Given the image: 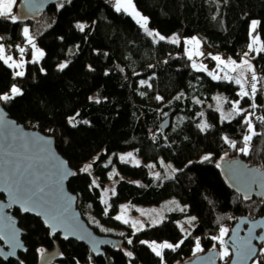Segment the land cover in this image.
<instances>
[{"label":"trees","instance_id":"16d2710c","mask_svg":"<svg viewBox=\"0 0 264 264\" xmlns=\"http://www.w3.org/2000/svg\"><path fill=\"white\" fill-rule=\"evenodd\" d=\"M107 2L66 0L63 7L50 6L38 18L26 20L18 15L17 0L12 13L17 22L0 18V40L10 55L20 58L17 46L26 44L25 25L46 52L40 62L26 64L23 77H14L15 69L0 61V94H10L12 85L22 91L9 102L0 101V109L26 128L54 138L56 149L77 173L68 189L77 197L83 219L98 236L114 242L94 254L85 244L51 237L39 219L15 209L13 215L25 233L26 253L13 264H40L42 257L43 264H190L208 252L220 251V242L213 238L219 237L221 227L231 225L227 240L240 218L264 216V202L231 190L220 168L223 160L240 158L264 172V123L257 119L264 117V93L259 92L256 113L250 116L261 134L253 136L244 155L239 151L247 134L243 116L222 121L210 106L218 93L239 99L238 87L193 69L185 45V39L197 37L208 58L214 54L240 61L252 42L253 20L260 22L257 34L264 43V0H133L147 18L148 29L164 36L163 41L149 36L135 19L116 12ZM79 23L86 25L83 32L76 27ZM171 36L180 42H168ZM249 55L264 84V53ZM64 61L67 67L60 70ZM156 96L163 99L157 101ZM76 113L73 127L68 119ZM166 120L169 129L162 131ZM205 122L209 127L201 131L197 125ZM225 137L235 142V149ZM128 151L138 152L143 164L117 159L118 153ZM204 154L210 160L203 161ZM109 157L122 178L105 213L100 187L108 182L110 167L104 162ZM89 163L93 171H81ZM149 165L158 167L159 178ZM94 175L100 180L98 187L93 186ZM172 199L181 207L141 231L134 232L115 219L124 203L159 206ZM190 217L195 220L186 237L179 224ZM181 240L174 251L164 249L163 260L147 243H140L176 245ZM263 246L258 264H264ZM230 260L231 252L219 256L221 264ZM0 264L7 263L0 258Z\"/></svg>","mask_w":264,"mask_h":264},{"label":"water","instance_id":"95a60500","mask_svg":"<svg viewBox=\"0 0 264 264\" xmlns=\"http://www.w3.org/2000/svg\"><path fill=\"white\" fill-rule=\"evenodd\" d=\"M66 0H20L18 6V15L26 20L36 19L44 13L48 7L53 5H61ZM7 125L11 126V130L18 139L13 142L8 138V129L0 126V172H3L9 163H18L25 174L31 179L40 178V182H47L50 190V199L56 200L60 193L63 194L62 205L66 207V215L70 221L76 226L75 231L69 227L60 226L55 234L52 229L45 224V217L36 215L35 211L25 212L18 203H11V197L7 191L3 179H0V195L4 198L0 200V258L7 264H13V261L19 260L20 254L26 253V247L23 241L24 231L19 227L18 218L13 215L14 210L20 211L21 215H29L39 219L44 227L50 232L51 237L60 235L63 241H75L88 246L94 254H98L104 247L114 243L110 239L98 236L94 230L89 227L83 219L77 208V197L68 189V183L73 176H69L62 181V185L58 187L57 166L61 163L67 170L73 171L67 160L58 152L53 137L40 132L39 130L26 128L17 121L11 119L7 112L0 109ZM162 131L169 129V120L161 125ZM42 137L44 140H50L47 145V154L40 151L39 144L31 142L36 138ZM29 142V151L25 152L20 145ZM11 145V146H10ZM221 174L230 187L242 198H257L264 202V172L257 167H250L240 158L234 160H223L221 164ZM258 170V171H256ZM249 171L255 172L256 183L248 187V183L252 177L248 176ZM251 233V246L255 249V255L247 257L245 255V242L249 241ZM67 235L68 239H64ZM236 241V244H233ZM13 244L17 247L13 249ZM264 244V216L255 220L242 217L234 225L230 236L227 239V247L231 250V260L228 264H252L257 260L260 253V247ZM14 250V255H9ZM219 251H211L198 257L196 261L190 264H221L219 262ZM51 257L47 258L49 261ZM45 259L41 258V263ZM46 262V261H44Z\"/></svg>","mask_w":264,"mask_h":264},{"label":"snow or ice","instance_id":"6c2138e0","mask_svg":"<svg viewBox=\"0 0 264 264\" xmlns=\"http://www.w3.org/2000/svg\"><path fill=\"white\" fill-rule=\"evenodd\" d=\"M16 3V0H0V18L4 19H10L12 23L17 22V16L12 15V7ZM63 7V4L60 5ZM114 7L116 12H124L129 16H132L134 19H136V22L140 24L142 28H144L145 32L149 36L158 37L159 40L163 41L165 40V37L162 35H159V33H154L148 30L147 24L148 20L147 18L143 17L135 7V4L133 3V0H115ZM259 21L253 20L251 22L250 28L251 32L250 35H252V42L248 45V51L244 53V57H248L249 53L255 52L257 54L264 53V43L260 41V37L258 35H253L257 32V28L259 27ZM76 27L83 32L85 30L86 25L84 24H77ZM23 36L27 40V43L31 46L32 49V60L31 63H38L41 58L44 56V52L41 51L39 48L36 47V44L34 42L33 37L29 33V28L24 27L23 28ZM170 43H177V39L174 37L170 41ZM186 44L194 45L195 49L188 51L187 56L189 60L193 59V55H203V53H200L198 51L200 42L195 39H190L185 41ZM17 50L20 53V59L19 61H16L13 59L11 55H7L5 52V48L2 44H0V61H2L5 65H7L9 68L13 69H19L14 72V77H23L24 71L22 70L24 68V53L25 48L17 46ZM213 60L217 62V69L219 71H224L223 77L219 75H215L213 73H209V75L212 76L214 80L224 79L229 82H235L240 86V91L238 93V96L243 99L245 97H248L249 99L253 100L252 108L255 109L257 105L254 103L255 97L257 94V83L259 82V78L255 73L254 66L250 63L249 59L244 58L241 60V62L237 63V61L229 58L227 61L222 59L220 56H213ZM67 67V64H61L59 65L60 70H63ZM193 69L196 71H206V67L204 65H197L196 63L192 64ZM43 71V69H41ZM229 73H236L235 76L229 75ZM145 82L141 81V84L143 85ZM247 86V87H246ZM22 95L21 90L16 86L12 85L10 89V94H0V101L3 102H9L12 99H14L16 96ZM141 95H144L141 93ZM183 95V94H181ZM163 98L160 96H156L157 101H161ZM179 99V97H177ZM218 101L220 98H216ZM99 103V101H96ZM199 103V101H197ZM217 110H219V105ZM248 110L241 109L239 101H236L232 105V112L228 114L229 117H233V114L235 115H244L245 112ZM79 113H76L75 116L69 117L68 123L71 124L73 127L76 126V116H78ZM201 116H203V113H200ZM251 115H254L253 113H249L248 116H244L243 123L247 125V134L243 137V143L244 147L240 148L239 151L243 153L244 155H247L249 152V142L252 140L253 136L260 135L261 133H257L255 131V128L253 126L252 120L249 118ZM222 118L224 117L222 113ZM257 119L260 120L261 123H264V117H258ZM83 123L87 124L88 121H83ZM0 126H4L8 129V138L15 142L18 137L15 135V133L11 130V126L7 125L3 114L0 113ZM197 127L200 128L201 131H205L209 125L205 123L198 124ZM51 131V130H50ZM225 142L230 145L232 148H236V144L233 141H229L227 137L224 138ZM32 144H39L40 151L42 153L47 154L48 149L47 145L51 143L50 140H44L42 137L36 138L31 142ZM11 146V145H10ZM20 147L25 151H29V142L25 141L23 142ZM129 158H132V153H128L127 157L121 156L120 160L122 162H127ZM210 160V156L206 155L203 157V161ZM136 165H139V162H136ZM107 166V165H105ZM92 165L88 164L85 165L81 171L85 173L90 174V169ZM149 167H154V165H149ZM169 167H171L169 165ZM219 167V165H217ZM258 171V170H256ZM26 170L22 169L18 163H9L6 165V168L3 172H0V179H3L6 187L3 189L4 191H7L9 196L11 197V203H18L21 205L22 209L25 212L28 211H35L36 215H42L45 217V224L49 226L52 229V234L54 235L57 228L60 226L69 227L73 231H75L76 226L70 221L69 217L66 215V207H64L61 203L63 200V194L60 193L56 200L50 199V190L49 185L45 181L43 183L40 182V178L31 179L28 175L25 174ZM77 175L76 172L67 170L63 167V164L57 166V176H58V187L62 185V181L66 179L69 176H75ZM118 175L113 171V173L110 174L109 178H112V176ZM248 176L252 177L250 182L248 183V187L251 188L252 183H256L255 180V172L249 171ZM156 178H159V174H156ZM93 186L98 187L96 185L95 180H93ZM112 194L115 195V190H112ZM105 195H107V192H105ZM103 203L107 204V200L105 199ZM105 213H107V209L105 210ZM116 220H120L125 224L130 223V221L126 218H124L123 215H117L115 217ZM195 217H192L191 221H194ZM156 222L153 221V224ZM133 228H137L136 223H132ZM143 226L141 225L140 228L137 230H142ZM228 229L221 227L220 228V235L219 237H214L213 239H218L221 246L224 245V236L227 234ZM135 234V233H134ZM123 235V233H121ZM250 239L249 241L245 242V255L247 257H251L255 255V249L251 246V233L249 234ZM64 239H68V236L65 235ZM128 243L131 244L132 240L129 239ZM140 243L144 244L147 243L145 241H141ZM183 241L181 240L176 245L170 244V243H163V244H156L155 242H152L148 244V247L151 248V250L155 253L156 256L160 257L161 260H163L162 251L163 249H172L173 251L182 244ZM233 244H236V241H233ZM17 247L16 244H13V249ZM41 254H43V250L41 249ZM196 252L201 251L200 248V242L199 240L196 241ZM14 250L9 253V255H14ZM129 257H131L132 253H126ZM195 255V252H194ZM229 255L228 249L226 247L223 248V251L221 252L222 257H227ZM261 255H264V251L261 252Z\"/></svg>","mask_w":264,"mask_h":264},{"label":"rangeland","instance_id":"374dc122","mask_svg":"<svg viewBox=\"0 0 264 264\" xmlns=\"http://www.w3.org/2000/svg\"><path fill=\"white\" fill-rule=\"evenodd\" d=\"M16 2H17V0H16ZM15 6H16V3L12 7V13L15 12ZM135 21H136V19H135ZM79 24H84V23H79ZM24 27L29 28L28 25H25ZM149 31H151V30H149ZM250 32H251V28H250ZM29 33H30V29H29ZM253 35H258V34L256 32ZM250 36H251V40H252V35H250ZM174 37L177 39L178 42H180V40L178 39L177 36H171V37H169L167 39V41L169 42ZM190 39H195V40H198L199 41V39L197 37L188 38V39H185V41L190 40ZM34 42L36 44V47L39 48L41 51H43L44 52V55H45V53H46L45 50L43 48H41V46H39L38 43L35 40H34ZM0 44H2L1 43V40H0ZM185 45L187 47V49H186L187 52L195 49V46L194 45H189V44H186V43H185ZM20 47L25 48V53H30V52L32 53L31 46L27 43V40H26V44L25 45H22ZM4 48H5L6 54L7 55H10L9 54L8 47L5 46ZM198 51L200 53H203V55H193V62L196 63L198 66L199 65H204L206 67V71H204V72L207 73L208 75L211 72V73H213L215 75H219V76L223 77L224 72H226L227 70L225 69L224 71H219L217 69V62L216 61L211 66L208 63H206V62H210V61L209 60H205L204 56H206V59H208V57L206 55L207 53L204 52L203 49L201 48V43L199 45ZM25 53H24V61H25L24 68H25L26 64L32 60V54H31L30 58H27L25 56ZM12 57L16 61H19V59H20V58H15L14 56H12ZM221 58L224 59L225 61H227L229 59V58H224V57H221ZM244 58L249 59L250 63L253 65L252 58H251L250 55L248 57H244L243 56L241 58V60L244 59ZM41 59L39 60V62L41 61ZM233 60H235V59H233ZM241 60L240 61L235 60V61H237V63H239V62H241ZM203 61H205V62H203ZM64 63L67 64V61L62 62L61 64H64ZM24 68L22 69L23 71H24ZM17 70H19V69H15V71H17ZM254 70H255V67H254ZM255 73H256V71H255ZM229 75L235 76L236 73H229ZM256 75H257V73H256ZM209 76L212 78L211 75H209ZM219 80H224V79H219ZM224 81H226L228 83H234L238 87L237 94L239 93L240 86L238 84H236L234 81L233 82H229L227 80H224ZM257 89H258V91H257L256 97H255L254 103L258 106V102H257L258 94H259V92L264 93V84H261L260 83V80L257 83ZM216 98H220L219 101ZM246 99H249V98L248 97H245V98L241 99L239 97V99H237V100L229 99L223 93H218V94H215L212 97V101L213 102H212V104L210 106L212 108H214L215 110H217L218 105H219V110H217V111L220 113L221 120L222 121H229V120H232V119H234V118H236L238 116H241V115H235V114H233V117H229L228 116V114L232 112V105H233V103L236 102V101H239L240 108L241 109L248 110L243 115V119H244V116H248L249 113H253V112H254V114L256 113V109H253L251 107L252 104H253V100L249 99L250 102H247ZM222 113H223L224 117H226V118H222ZM128 153H132V158H129L128 159V161H127L128 163H131L132 165H136V162L138 161L139 162V165L143 164L142 157L136 151H128V152L118 153L117 154V159L120 160V157L121 156L127 157ZM206 155H208V154H204L201 158L203 159V157L206 156ZM89 164L92 165V163H89ZM104 165H107V166L110 167V170L108 171V182L105 184V186L103 188L102 187H100V188H101V193H102V202L105 199L107 200V204L104 203V205H105L107 211H109L110 210V198H111V196H113L112 190L113 189L116 190V186H117L118 182L121 180L122 177L120 176V174L117 171L116 164L114 162V158L109 157L104 162ZM151 170H152V173L156 175L157 174L158 167L157 166H154V167L151 168ZM92 171H93V168L91 167L90 172H92ZM113 171H115V173H117L118 175H114V176H112V178H109L110 174L113 173ZM93 177H94V180L96 182V185L100 186V180H99V178L97 176H95V175ZM105 192H107V195H105ZM176 207H181V204L176 199L168 200V201L162 203L159 206H144V205H138V204H133V203H130L129 202V203H124L123 205L120 206L117 215H123L124 218L128 219L130 221V223H128L126 225H129L133 229L134 232H138V231H141V230H137L138 228H140L141 225L143 226V228H142V230H143L146 227L155 226V225L160 224L165 219V217L167 216V214H169L170 211H173ZM191 218L192 217L187 218V219L183 220L182 222H180V224H179L180 227H181V229H182V231L185 233L186 237L188 236V232L190 231V229L194 225V221L189 222L191 220ZM153 221H155L156 223L153 224ZM132 223H136L137 228H133L132 227ZM230 226L231 225H229V227H225L224 226V228H227L228 229L227 234L230 232V230H229L230 229ZM227 234L223 238L224 239V245H223V247L220 246L219 254H220V257L221 258H225V257H222L221 256V252L223 251V248L224 247H226L228 249V252L229 253L231 252V250L227 247V240H226ZM150 243H152V242H147V244H150ZM155 243L156 244H163L165 242H162V243L155 242ZM200 248H201V245H200ZM195 249H196V247H195ZM163 251H164V249H163ZM163 251H162V255H163ZM262 251H264V246L261 248V252ZM59 264H62V263H59ZM252 264H258V259L256 261H254Z\"/></svg>","mask_w":264,"mask_h":264},{"label":"crops","instance_id":"0c3cea01","mask_svg":"<svg viewBox=\"0 0 264 264\" xmlns=\"http://www.w3.org/2000/svg\"><path fill=\"white\" fill-rule=\"evenodd\" d=\"M2 43V42H1ZM3 45V44H2ZM4 46V45H3ZM5 47V46H4ZM217 56V55H213V54H210V56H209V58L208 59H206V60H209L210 62H206V63H208L210 66L215 62V60H213L212 59V56ZM11 56H13V55H11ZM219 56V55H218ZM203 62H205V61H203ZM204 64V63H203Z\"/></svg>","mask_w":264,"mask_h":264},{"label":"built area","instance_id":"2783aa9c","mask_svg":"<svg viewBox=\"0 0 264 264\" xmlns=\"http://www.w3.org/2000/svg\"><path fill=\"white\" fill-rule=\"evenodd\" d=\"M114 3H115L114 0H108V2H107L108 6H111V7H114ZM225 227H229V225L227 224V225H225Z\"/></svg>","mask_w":264,"mask_h":264}]
</instances>
